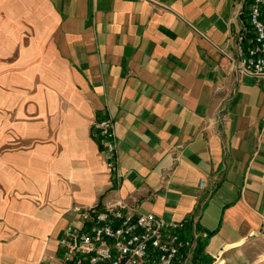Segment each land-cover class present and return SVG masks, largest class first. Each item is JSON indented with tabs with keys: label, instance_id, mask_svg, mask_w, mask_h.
<instances>
[{
	"label": "crops",
	"instance_id": "0c3cea01",
	"mask_svg": "<svg viewBox=\"0 0 264 264\" xmlns=\"http://www.w3.org/2000/svg\"><path fill=\"white\" fill-rule=\"evenodd\" d=\"M250 2L0 0V264H54L76 210L115 197L196 223L194 264L264 261V77L221 52Z\"/></svg>",
	"mask_w": 264,
	"mask_h": 264
},
{
	"label": "built area",
	"instance_id": "2783aa9c",
	"mask_svg": "<svg viewBox=\"0 0 264 264\" xmlns=\"http://www.w3.org/2000/svg\"><path fill=\"white\" fill-rule=\"evenodd\" d=\"M232 43L233 55L221 52L238 73L243 77H264V0H251L249 24ZM106 110L109 111L107 105ZM93 128L118 189L121 157L114 119L108 114ZM76 217L60 240L61 256L54 264L195 263L199 237L194 222L167 220L117 197L87 210L77 209Z\"/></svg>",
	"mask_w": 264,
	"mask_h": 264
},
{
	"label": "rangeland",
	"instance_id": "374dc122",
	"mask_svg": "<svg viewBox=\"0 0 264 264\" xmlns=\"http://www.w3.org/2000/svg\"><path fill=\"white\" fill-rule=\"evenodd\" d=\"M260 264H264V261L262 263H260Z\"/></svg>",
	"mask_w": 264,
	"mask_h": 264
}]
</instances>
